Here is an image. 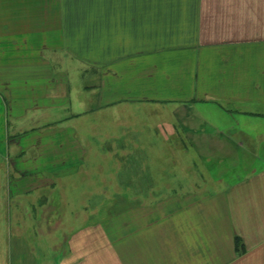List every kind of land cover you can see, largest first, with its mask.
<instances>
[{
    "label": "crops",
    "instance_id": "obj_1",
    "mask_svg": "<svg viewBox=\"0 0 264 264\" xmlns=\"http://www.w3.org/2000/svg\"><path fill=\"white\" fill-rule=\"evenodd\" d=\"M83 66L93 75L81 88ZM44 68L57 84L64 75L67 99L41 91ZM66 104L71 125L53 124ZM143 110L169 166L158 197L180 202V220L168 207L165 225H69L47 263L264 264V0H0L7 155L46 167L42 135L67 133L69 157L50 163L73 164L88 150L79 112L136 133ZM26 117L37 126L15 131Z\"/></svg>",
    "mask_w": 264,
    "mask_h": 264
},
{
    "label": "rangeland",
    "instance_id": "obj_2",
    "mask_svg": "<svg viewBox=\"0 0 264 264\" xmlns=\"http://www.w3.org/2000/svg\"><path fill=\"white\" fill-rule=\"evenodd\" d=\"M50 57L57 67L69 62L67 57ZM48 74V70L41 69V91L48 93L52 102L67 99L70 85L64 75L57 84V78L53 81ZM89 75L93 74L86 66L78 72L81 88ZM125 110L134 111V108ZM147 113L149 110L142 111V123L137 124L140 128L132 133L130 126L117 131L107 117L92 113L86 117V113L79 112L80 122L74 126L80 131L79 141L88 150L73 164L50 163L58 157H69V152L63 150H69L67 133L42 135L48 140L41 145L46 167L25 163L15 148L7 155V141L0 136V264H48L55 235L61 228H70L69 225H143L156 220L158 225H165L168 207L174 209L180 220V202L158 197L165 194V170L169 166L165 150L152 139L149 130L152 118ZM71 114L73 110L64 105L52 116L56 121L53 124L71 125L65 119ZM35 120L26 117L14 121V130L35 127ZM165 137L162 134L158 141L164 143ZM18 139L14 141L17 143ZM59 147L68 154L59 155ZM156 202L158 206L153 212L149 206ZM139 205L146 208L139 209Z\"/></svg>",
    "mask_w": 264,
    "mask_h": 264
}]
</instances>
